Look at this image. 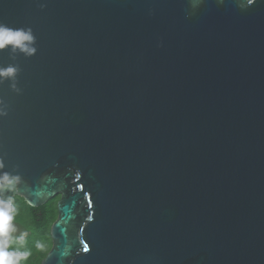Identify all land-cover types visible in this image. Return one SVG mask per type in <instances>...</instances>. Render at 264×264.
Instances as JSON below:
<instances>
[{
  "label": "water",
  "instance_id": "95a60500",
  "mask_svg": "<svg viewBox=\"0 0 264 264\" xmlns=\"http://www.w3.org/2000/svg\"><path fill=\"white\" fill-rule=\"evenodd\" d=\"M0 0V179L59 196L40 264H264V0Z\"/></svg>",
  "mask_w": 264,
  "mask_h": 264
},
{
  "label": "clouds",
  "instance_id": "9594fccd",
  "mask_svg": "<svg viewBox=\"0 0 264 264\" xmlns=\"http://www.w3.org/2000/svg\"><path fill=\"white\" fill-rule=\"evenodd\" d=\"M256 3V0H243L242 3H237L240 8H247ZM33 36L30 32H25L23 29H12L3 23H0V49L6 45H12L14 48L19 47L22 50L32 53L35 49L27 46L25 42H31ZM15 69L12 67L6 70H0V75L10 76ZM2 167V164H0ZM14 181L7 175L0 179V191L5 188H11ZM17 215V208L11 198H0V264H23L27 261L31 252L28 250H21L25 248L27 243L28 231L18 232V227L13 223ZM36 249L46 252L43 242L37 241Z\"/></svg>",
  "mask_w": 264,
  "mask_h": 264
},
{
  "label": "trees",
  "instance_id": "16d2710c",
  "mask_svg": "<svg viewBox=\"0 0 264 264\" xmlns=\"http://www.w3.org/2000/svg\"><path fill=\"white\" fill-rule=\"evenodd\" d=\"M12 200L24 211L25 215L23 218H15L13 223L17 225L20 231H28L27 243L30 242V239L33 241L36 239L45 244L46 252L30 251L31 256H34L38 261L37 264H40L42 258L51 247L50 227L57 216L56 198H52L38 207L28 205L19 196H15Z\"/></svg>",
  "mask_w": 264,
  "mask_h": 264
},
{
  "label": "rangeland",
  "instance_id": "374dc122",
  "mask_svg": "<svg viewBox=\"0 0 264 264\" xmlns=\"http://www.w3.org/2000/svg\"><path fill=\"white\" fill-rule=\"evenodd\" d=\"M53 198H56V203H57V200H58V198H59V196L57 195V196H55V197H53ZM14 205L16 206V208H17V215H16V217L15 218H23V216L25 215L24 214V211H22L21 210V208L19 207V205H17V204H15L14 203ZM20 232V230L18 229V232H17V234ZM38 240H31L30 239V242H28V243H26V245H25V250H28V251H34V250H38V249H36V247H35V244H36V242H37ZM45 245V244H44ZM39 251H41V250H38L37 252H39ZM38 263V261L36 260V258L34 257V256H29V258H28V260L27 261H25V262H23V264H37Z\"/></svg>",
  "mask_w": 264,
  "mask_h": 264
}]
</instances>
